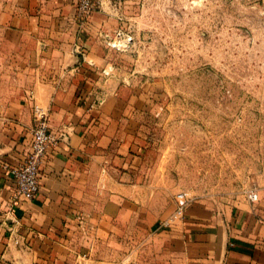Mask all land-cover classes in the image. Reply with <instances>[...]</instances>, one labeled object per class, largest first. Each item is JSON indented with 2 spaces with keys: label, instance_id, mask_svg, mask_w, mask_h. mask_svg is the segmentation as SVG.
Masks as SVG:
<instances>
[{
  "label": "crops",
  "instance_id": "1",
  "mask_svg": "<svg viewBox=\"0 0 264 264\" xmlns=\"http://www.w3.org/2000/svg\"><path fill=\"white\" fill-rule=\"evenodd\" d=\"M75 4L0 0V264H264V156L243 165L240 198L185 194L170 221L176 203L141 140L152 95L109 64L112 10L81 22ZM34 103L55 143L37 196L16 202L11 169L29 151Z\"/></svg>",
  "mask_w": 264,
  "mask_h": 264
},
{
  "label": "rangeland",
  "instance_id": "2",
  "mask_svg": "<svg viewBox=\"0 0 264 264\" xmlns=\"http://www.w3.org/2000/svg\"><path fill=\"white\" fill-rule=\"evenodd\" d=\"M88 1L76 19L110 8L120 25L102 34L109 64L152 95L139 116L155 183L174 206L181 192L244 195L243 165L264 156V0Z\"/></svg>",
  "mask_w": 264,
  "mask_h": 264
},
{
  "label": "built area",
  "instance_id": "3",
  "mask_svg": "<svg viewBox=\"0 0 264 264\" xmlns=\"http://www.w3.org/2000/svg\"><path fill=\"white\" fill-rule=\"evenodd\" d=\"M80 17L88 15L89 1L80 0L76 7ZM102 101V100H99ZM33 127L29 151L20 164L11 169L15 182V201L33 200L39 191L40 165L50 147L55 143V137L49 131V110L40 104L32 105ZM249 199L257 198L254 192L249 193ZM176 206L170 221L181 219L187 205L185 193L176 195ZM80 264V263H77Z\"/></svg>",
  "mask_w": 264,
  "mask_h": 264
}]
</instances>
